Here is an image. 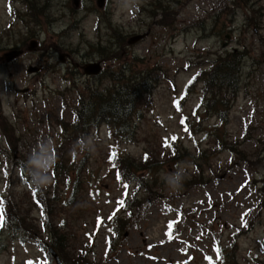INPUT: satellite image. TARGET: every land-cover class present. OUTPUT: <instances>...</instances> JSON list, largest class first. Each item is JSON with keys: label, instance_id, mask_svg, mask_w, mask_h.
I'll return each instance as SVG.
<instances>
[{"label": "rangeland", "instance_id": "1", "mask_svg": "<svg viewBox=\"0 0 264 264\" xmlns=\"http://www.w3.org/2000/svg\"><path fill=\"white\" fill-rule=\"evenodd\" d=\"M51 20L56 23L52 29ZM143 34V40L129 43ZM33 43L38 46L32 48ZM18 44H25V55L14 63L0 61V201L8 217L0 227V264L51 262L36 243H49L48 234L44 243L39 236L14 240L10 222L30 207L24 189L49 191L67 200L72 188H51L52 170L47 188L34 190L28 175L42 173L30 166L31 160L41 149L55 155L57 121L74 122L81 93L88 87L105 91L111 74L133 57L134 71L145 70L159 83L133 119L132 143L111 138L107 125L88 132L94 134L95 145L89 143L87 152H79L82 158L89 151L93 154L81 173L87 189L77 193L82 217L76 220L70 207L62 212L74 238L70 255L88 250V264H217V249L233 254L238 245L232 264H257L264 253V0H131L127 6L106 0L102 7L99 0H79L78 6L75 0H0V59ZM237 50L246 57L239 93L224 125L217 116L210 117L205 106L198 109L204 82L196 84L184 102L182 95L201 69L210 70L220 55ZM112 51L119 58L110 59ZM89 61L102 64L103 76L85 75L83 66ZM40 62L45 63L42 75L30 74L28 69ZM199 117L208 121L197 127ZM221 126L224 132H212ZM12 133L15 148L5 135ZM212 133L225 134L229 150L216 153L220 147ZM175 144L182 149L179 161L193 165L179 191L164 180L179 163L171 160ZM110 149L138 162L148 154L156 172L153 179L141 182L138 196L143 206L112 246L115 219L109 222L108 217L125 189L109 170ZM129 186L132 198L137 184ZM37 207L30 216L42 230L50 219L40 204ZM120 215L129 217L123 211ZM18 216L14 226L19 225ZM52 263L57 264L55 258Z\"/></svg>", "mask_w": 264, "mask_h": 264}, {"label": "trees", "instance_id": "2", "mask_svg": "<svg viewBox=\"0 0 264 264\" xmlns=\"http://www.w3.org/2000/svg\"><path fill=\"white\" fill-rule=\"evenodd\" d=\"M241 1L248 4L253 1L259 2L260 0H240V2ZM110 55L113 56L110 59L119 58L117 51H112ZM245 57L244 52L239 50L220 55L212 62V68L210 70L201 69L196 77L187 85L182 95V101L184 102L190 93L194 91L193 87L196 84L204 82V86L201 90L202 104L198 109L205 106L207 108V110L205 108L206 112L211 114L210 117L217 116L218 120H221L220 122L227 125L226 121L224 122L222 120H224V118L228 120L232 108L231 101L239 93L242 77V63ZM135 61L136 59L133 57L131 61L127 60L126 63L123 62L118 66L119 68L110 76V87L105 91H101V89L98 88H96V90H90L91 87H88L85 91L86 93H81L83 96H80L81 98L78 101L79 109L77 110L74 122L57 121V124H55V126L59 128L60 133L58 134L59 138L55 149V156L58 157V161L53 169L51 188H55L56 184H61L63 186L69 185L72 188L71 196L65 200L60 199L56 193L52 196V193L49 191H46V193L37 191L34 195L32 191L23 190L24 198H28V202L25 203L29 204L30 207L26 208L24 213H20L19 216L18 214H14L10 222L12 237L14 240L19 238L22 241H27L35 240L36 236H39L44 243V235L48 234V240H51L49 243L45 242L43 245L41 242L36 241V243L43 248L46 257L51 260L48 264H53L52 256L49 251L50 247L58 253L64 264H88V250L82 249L78 251L76 255L73 253V256L70 255L69 249L74 238L70 229L67 228V220L62 215V212L68 213L67 208L70 207L74 209L76 220L82 217V214L77 213L79 207L82 206V203H79L77 198V193L80 192L81 189H87L82 181L83 175H81V173L84 172V162L88 160L87 158L89 155H93L91 151H89V154L87 153L83 158L79 157V149H77V155L73 156V148H79L78 145H75L79 138L84 137L86 139L89 131H100L102 125H107L110 137L116 141L133 142L135 139L133 119L137 114L140 116L139 109L146 102L144 98L150 97L152 95V90L159 83L158 78L154 79L145 70L135 72L133 69V67L136 66ZM103 73L104 70L97 76H94V79L103 76ZM199 119L200 122L196 123L197 127H200L204 122L208 121L206 117H204V119L199 117ZM215 128L216 127L212 128V132H224L225 126ZM5 135L10 141L8 143L9 146L15 148V144L13 145L12 139H10L14 136V133ZM212 135L217 143L215 145L220 147L216 153L229 150L228 146L225 145V134H220V136L217 133H212ZM175 143L179 144L178 142ZM176 144L173 148L175 155L171 160L178 162L183 155L182 149L176 146ZM198 150L200 151V148ZM113 153L116 154L115 159H113ZM202 154H205V152H202ZM148 157L149 155L147 154L144 160L142 159V161L138 162L133 160L130 154H122L119 150L115 149H110L106 156V162L111 165L109 170L113 172L116 177L117 173H120L121 176L118 180L123 182L124 185H128L127 189L124 187V194L117 199L118 201L121 199L125 200V206L120 208L119 211H115V215H113L111 219H108L109 222L115 219L112 223L111 230L113 232V239L110 238L109 240L111 246L115 241V237L127 229L129 220L136 215L135 210L137 209L139 212L143 206L144 200H139L140 197L138 196V192L143 189L141 182L151 180L149 178L153 179L156 173L152 172L154 170V162H150ZM145 170L148 171L145 172ZM142 172H145L147 175L144 174L141 177ZM71 173L77 176L75 179L76 181L72 180ZM133 183L137 184V189L133 197L130 198L129 185ZM125 192H127V196H125ZM37 203L40 204L43 215L50 219V223L46 225L43 224L42 230L39 225L33 223V218L30 216V211L33 208H38ZM122 211L128 214L129 217H121L120 214ZM17 216L19 217V225L14 226V219H16ZM4 219L6 225L8 217L5 216ZM105 224H107V221ZM241 234L242 230H240L238 234H235L236 242V236ZM1 242L3 241L0 238V243ZM261 244V249L264 251V242H261ZM2 248L3 246L0 245V251ZM237 249L238 245L233 248V254H229L227 249L219 252L220 259L217 260V264H232ZM260 258L261 259L257 260V264H264V253Z\"/></svg>", "mask_w": 264, "mask_h": 264}, {"label": "clouds", "instance_id": "3", "mask_svg": "<svg viewBox=\"0 0 264 264\" xmlns=\"http://www.w3.org/2000/svg\"><path fill=\"white\" fill-rule=\"evenodd\" d=\"M121 2L127 6L131 0H121ZM89 143H93L95 145L94 134L88 135L86 139L81 137L76 141L75 145H78L79 148H73V156L77 155V149H79L80 153L87 152V145ZM94 151L95 147L92 152ZM41 153L42 154L39 157L31 160L30 166L35 169H39L42 175H38L36 177H33L30 174L28 175L34 190L47 188V186L51 183V172L55 168L58 161V157L53 155L51 151L41 149ZM192 167L193 165L190 161H182L175 165L174 171L164 175V180L167 186L173 191H179L183 187L184 181L188 178L189 169Z\"/></svg>", "mask_w": 264, "mask_h": 264}, {"label": "water", "instance_id": "4", "mask_svg": "<svg viewBox=\"0 0 264 264\" xmlns=\"http://www.w3.org/2000/svg\"><path fill=\"white\" fill-rule=\"evenodd\" d=\"M99 1H100V7H102L105 0H99ZM75 3H76V6H78L79 0H75ZM146 35L147 34L134 36L129 40V43L134 44L137 41H141L146 37ZM20 55H21V52L17 53L16 56H20ZM101 70H102V65L100 63H95V64H90V65L86 66L85 73L87 75H97L101 72ZM30 72H35V69H31ZM51 253H52L53 257L55 258L57 264H64L57 253H55L54 251H51Z\"/></svg>", "mask_w": 264, "mask_h": 264}, {"label": "snow or ice", "instance_id": "5", "mask_svg": "<svg viewBox=\"0 0 264 264\" xmlns=\"http://www.w3.org/2000/svg\"><path fill=\"white\" fill-rule=\"evenodd\" d=\"M176 107L179 110V107H180L179 102H176ZM181 123L182 124L184 123V119L181 120ZM185 131H188V129L185 128ZM172 139L175 140V137H173ZM115 155L116 154L113 153V159H115ZM120 176H121V174L117 173V179H120ZM124 187H125V189H127L128 185L125 184ZM34 195H35V193H34ZM125 196H127V192H125ZM117 204H118V207H117L116 211H119L120 208L125 206V200L121 199V200L117 201ZM2 205H3V201H0V227H3L4 223H5ZM113 215H115V213H113ZM110 219H111V217H110ZM98 223H100V221H98ZM172 227H173V224L170 223L169 224L170 231L167 233V235L169 236L170 239L172 238V232H171ZM197 239H199V237H197ZM217 253H218L217 259H220V257H219V249H217ZM30 264H31V262H30Z\"/></svg>", "mask_w": 264, "mask_h": 264}, {"label": "flooded vegetation", "instance_id": "6", "mask_svg": "<svg viewBox=\"0 0 264 264\" xmlns=\"http://www.w3.org/2000/svg\"><path fill=\"white\" fill-rule=\"evenodd\" d=\"M37 46H38V44L33 43V45L31 47L33 48V47H37ZM15 50L17 52H22V55L21 56L25 55L24 48L15 47V48H13L11 50L12 53L10 55H7L6 56V58H8V60L11 61V62H8V63H14V62L18 61L19 58L17 56L15 58V55L17 54V52ZM18 50H20V51H18ZM15 52H16V54H15ZM90 63H92V61H89L88 62V64H90ZM88 64H86L85 66H83L84 71H85L86 66H88ZM35 68L37 69L38 73H40L42 75V73L45 71V63L44 62H40V63H38V65ZM92 77L94 78V76H92Z\"/></svg>", "mask_w": 264, "mask_h": 264}, {"label": "bare ground", "instance_id": "7", "mask_svg": "<svg viewBox=\"0 0 264 264\" xmlns=\"http://www.w3.org/2000/svg\"><path fill=\"white\" fill-rule=\"evenodd\" d=\"M48 22V21H47ZM51 25V29L54 27V25L56 24L55 22H53L52 20L49 22ZM17 47L19 48H25V44H22V46H19V44L17 45ZM74 72H77V70H74ZM18 239V238H17Z\"/></svg>", "mask_w": 264, "mask_h": 264}]
</instances>
